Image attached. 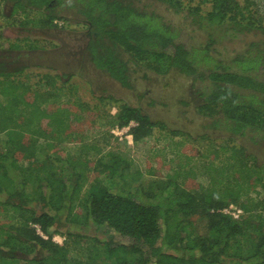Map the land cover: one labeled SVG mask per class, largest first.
Instances as JSON below:
<instances>
[{
  "label": "trees",
  "instance_id": "obj_1",
  "mask_svg": "<svg viewBox=\"0 0 264 264\" xmlns=\"http://www.w3.org/2000/svg\"><path fill=\"white\" fill-rule=\"evenodd\" d=\"M164 1L197 28L208 30L210 38L196 44L184 21L175 27L134 0H0L24 16L20 26L33 22L35 11L42 12L35 21L39 27L57 25L54 19L70 23L75 15L58 8H75L95 68L127 89L134 87L138 74L147 78L149 72L176 71L189 76L197 111L223 132V143L201 165L206 184L196 179L190 165L193 155L187 156L185 171L180 165L175 174L152 179H145L133 159L116 151L95 159L68 155L60 145L80 139L95 126L97 104L93 107L72 95L64 100L63 85L69 77L46 73L39 79L44 86H34L18 75L27 66L0 60V133L6 135L0 137L1 259L93 264L103 253L111 264H264V198L257 192L264 162L254 157L250 161L247 147L237 142L247 131L264 136V22L256 0H200L197 5L194 0ZM201 2L210 9L203 12ZM217 28L261 37L226 62L213 53ZM182 34L189 39L180 40ZM18 47L7 45L0 32V48ZM97 98L102 104L119 103L115 123L136 121L134 142H146L155 127H167L140 105L107 95ZM168 130L192 137L180 129ZM40 139L46 147L42 157L37 154ZM230 203L244 210L240 218L220 211ZM31 223L40 224L48 237L39 235ZM92 226L104 229L109 239L78 230ZM55 233L64 236L63 243L53 240ZM116 235L129 243L110 239ZM85 239L93 246L89 255L81 256ZM72 250L80 255L70 259Z\"/></svg>",
  "mask_w": 264,
  "mask_h": 264
},
{
  "label": "rangeland",
  "instance_id": "obj_2",
  "mask_svg": "<svg viewBox=\"0 0 264 264\" xmlns=\"http://www.w3.org/2000/svg\"><path fill=\"white\" fill-rule=\"evenodd\" d=\"M200 0H194L192 4H198ZM243 4V0H239ZM137 5L154 10L163 19L172 23L175 27L184 21L188 28L187 35H190L196 44L206 42L210 36L208 30L199 29L191 24L188 19H184L183 13H175L170 9L164 0H134ZM188 1L185 0V3ZM203 12L210 9L209 3L201 2ZM259 18L264 22V0H256ZM75 15L76 18L70 21L61 20V24L51 27H39L36 22L41 11H35L30 19H35L26 26H20V19L24 16L12 10L10 4H0V32L3 41L8 44L19 46L15 49L0 48V59L5 56L10 62V66H27L22 73L18 74L21 78H29L34 86L42 87L39 79L46 73L60 74L64 78L69 77L64 83L66 98L78 96L82 101L88 102L94 107L97 104L100 115L95 120V126L88 128L77 140H66L60 145L65 154L72 156L88 157L95 159L100 153L116 151L126 157L133 159V167L140 169L145 179L165 178L167 175L175 174L178 166L187 169L185 165L187 156L193 155L190 165H194L197 173V181L206 184L207 179L200 172L201 165L209 161L210 152L214 147L223 143L219 139L223 132L211 125V120L201 115L197 111L196 91L192 88V79L189 76L169 71L167 73L149 72L148 77L137 76V81L131 89L122 87L117 81L112 79L103 71L95 68L86 54L87 37L84 27L78 22L79 15L75 8L60 7L58 10L66 9ZM67 12L66 15L71 13ZM215 43L213 53L219 60L228 61L233 56L243 52L252 40H258L261 35L236 34L227 32L223 28L213 31ZM189 38L182 34L180 40L187 41ZM34 45L29 47L28 45ZM32 50L33 52H25ZM53 68V69H52ZM81 74V75H78ZM142 74V73H141ZM58 85L62 86L61 80ZM76 85L74 89L71 85ZM75 94V95H74ZM101 95L112 96L121 102L140 105L152 120H161L166 123L165 129L155 127L148 141L129 143L127 140H118L111 133V129L116 124L115 113L118 109V102L108 101L106 104L99 103ZM68 96V97H67ZM169 128L180 129L192 134L171 135ZM219 136V137H217ZM2 139L6 138L5 133H0ZM237 142L245 145L248 150L250 161L253 157L260 163L264 162V136L255 135L247 131L245 135L238 137ZM38 157L46 154L44 139L38 143ZM90 146V148H88ZM93 146V147H92ZM47 152H49L47 150ZM207 154L205 159L204 155ZM224 156V155H222ZM220 159H215V164H220ZM190 165L188 167H190ZM183 171V170H182ZM189 177V176H188ZM180 181L181 177L178 178ZM190 180V177H189ZM30 189V186L27 187ZM257 192L259 197L264 198V178L262 184L258 185ZM3 214L0 212V219ZM89 236L98 238H108L104 234V229H97L92 226L88 229H78ZM61 243L64 242L62 234L55 233ZM116 243H129L126 238L116 235L112 238ZM81 256L89 255L93 246V241L85 239L81 243ZM97 251L93 249V254ZM80 252L72 250L70 259L78 257ZM97 256V255H96ZM129 260H135L128 257ZM113 260L107 259L103 253L93 259V264H111ZM29 264L20 258L1 259L0 264Z\"/></svg>",
  "mask_w": 264,
  "mask_h": 264
},
{
  "label": "built area",
  "instance_id": "obj_3",
  "mask_svg": "<svg viewBox=\"0 0 264 264\" xmlns=\"http://www.w3.org/2000/svg\"><path fill=\"white\" fill-rule=\"evenodd\" d=\"M55 24H61L60 19H54ZM136 125V121L131 120L126 125H119L116 123L111 129V133H113L114 137L118 140H127V142H131L133 140L132 136V128ZM220 211L232 215L234 218H240L244 214V210L235 203H230L227 206H224ZM31 226L36 230V232L41 235L43 238H47L43 230L41 229L40 224L31 223ZM53 240L61 243L60 240L57 239L56 236H53Z\"/></svg>",
  "mask_w": 264,
  "mask_h": 264
},
{
  "label": "flooded vegetation",
  "instance_id": "obj_4",
  "mask_svg": "<svg viewBox=\"0 0 264 264\" xmlns=\"http://www.w3.org/2000/svg\"><path fill=\"white\" fill-rule=\"evenodd\" d=\"M25 52H28V53H30V52H33V51H32V50H26ZM0 60H5V61H7L5 56L1 57V59H0ZM8 62H9V61H8Z\"/></svg>",
  "mask_w": 264,
  "mask_h": 264
}]
</instances>
